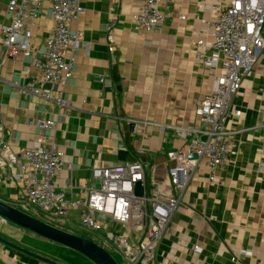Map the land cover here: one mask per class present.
I'll return each instance as SVG.
<instances>
[{
    "label": "crops",
    "instance_id": "obj_1",
    "mask_svg": "<svg viewBox=\"0 0 264 264\" xmlns=\"http://www.w3.org/2000/svg\"><path fill=\"white\" fill-rule=\"evenodd\" d=\"M8 2L0 0V27L8 22ZM141 3L81 0L85 12L74 28L84 34L83 47L63 93V107L34 93L30 83L41 80V73L29 60L6 59L0 43V125L5 138L17 154L38 141L55 147L66 163L55 182L68 200L84 199L87 186H99L91 179L94 168L137 159L152 167L148 176L161 182L165 196L172 195L168 154L184 145L174 129L200 126L195 111L212 90L213 78L196 60V42H211L215 4L160 0V9L170 15L148 34L136 30L132 21ZM50 8V1L43 0L33 29L40 51L54 26ZM44 91L58 97L50 85ZM231 108L239 113L227 123L236 155L217 170L214 182L206 165L192 176L153 264H264V49ZM42 120L55 126L39 130L35 123ZM15 173L20 170L10 166L0 172V200L9 205L24 202ZM77 218L74 213L62 225L85 235L70 228L72 223L80 226ZM49 243L8 223L0 227V264H58L39 251Z\"/></svg>",
    "mask_w": 264,
    "mask_h": 264
},
{
    "label": "built area",
    "instance_id": "obj_2",
    "mask_svg": "<svg viewBox=\"0 0 264 264\" xmlns=\"http://www.w3.org/2000/svg\"><path fill=\"white\" fill-rule=\"evenodd\" d=\"M49 1L54 26L44 40L43 51L33 42V29L43 0H9L8 22L0 27V43L6 59L29 60L41 73V80L30 83L34 93L63 107L66 102L62 96L73 77L76 56L84 40L83 32L74 26L85 11L81 0ZM159 1L142 0L132 19L136 30L150 34L163 26L170 14L160 9ZM209 1L217 10L211 25L212 40L210 43L197 40L195 57L211 71L213 87L195 111L200 126L174 129L184 145L168 154L172 163L169 170L172 195L165 196L161 182L148 176L150 166L137 159L109 168H94L91 179L99 186H87L84 199L68 200L55 182L66 166L63 155L43 141L17 154L0 125V172L6 166L20 170L13 178L22 184L27 207L62 220L76 213L80 225L88 231H104L107 241L128 264H153L157 245L199 167L206 165L214 182L217 170L236 155L227 123L230 117L239 116L232 111V100L264 49V0ZM112 40L110 36L109 41ZM105 80L100 77V82ZM45 85L54 87L58 97L46 93ZM35 126L46 130L55 123L42 120ZM138 184L143 189L141 195L136 192Z\"/></svg>",
    "mask_w": 264,
    "mask_h": 264
},
{
    "label": "water",
    "instance_id": "obj_3",
    "mask_svg": "<svg viewBox=\"0 0 264 264\" xmlns=\"http://www.w3.org/2000/svg\"><path fill=\"white\" fill-rule=\"evenodd\" d=\"M137 195H141L143 189L141 184H138L136 188ZM0 217L7 223L10 222L26 231H29L49 242L56 243L62 246H65L69 249L77 251L82 255L90 258L96 264H117L116 260L113 256L106 251L104 248L99 246L95 241L85 237L79 236L76 234H69L59 229H56L52 226L46 225L43 222H40L38 219L31 217L25 213H22L13 207L7 205L0 201ZM30 219L32 221L39 222L47 227V229L35 226L24 219ZM19 251L23 254H28L34 258H38L41 260L40 257H37L34 254L28 253L22 249Z\"/></svg>",
    "mask_w": 264,
    "mask_h": 264
},
{
    "label": "rangeland",
    "instance_id": "obj_4",
    "mask_svg": "<svg viewBox=\"0 0 264 264\" xmlns=\"http://www.w3.org/2000/svg\"><path fill=\"white\" fill-rule=\"evenodd\" d=\"M13 195L17 196L18 192L13 191ZM2 202L5 203L4 201H2ZM10 204L11 205H9V204H7V205L13 207L14 209H16L22 213H25L31 217L38 219L40 222H43L46 225L52 226L56 229H59L61 231L69 233V234H74V233L68 232L64 229V226L62 225V223L64 224L65 222L62 219L56 218L52 214L45 213V212L40 211V210L35 209V208H28L22 199L13 201ZM8 223L12 224L10 222H7L6 225H8ZM6 225L4 224V222L2 223L0 221V227L1 228L6 227ZM70 228L73 232H78L80 234L84 233L87 238L95 241L99 246H101L106 251H108L111 255H113L117 264H128L127 261L125 260V258L117 250H115L112 247V245L109 243V241H107L103 231H101L100 233L91 232V231H88L87 229H85L84 227H82L81 225L79 226V225L73 224V223L71 224ZM85 235H83V236H85ZM39 251H44V252L49 253L52 260H54L58 264H89L90 263L89 260H87L81 254L75 252L72 249H69L65 246H62V245H59L56 243H49V246L42 248Z\"/></svg>",
    "mask_w": 264,
    "mask_h": 264
},
{
    "label": "bare ground",
    "instance_id": "obj_5",
    "mask_svg": "<svg viewBox=\"0 0 264 264\" xmlns=\"http://www.w3.org/2000/svg\"><path fill=\"white\" fill-rule=\"evenodd\" d=\"M24 220L27 221V222H29V223H31V224H33V225H35V226H38V227H41V228L47 229L46 226H44L43 224H41V223H39V222L32 221V220H30V219H26V218H25Z\"/></svg>",
    "mask_w": 264,
    "mask_h": 264
},
{
    "label": "trees",
    "instance_id": "obj_6",
    "mask_svg": "<svg viewBox=\"0 0 264 264\" xmlns=\"http://www.w3.org/2000/svg\"><path fill=\"white\" fill-rule=\"evenodd\" d=\"M86 237V236H85Z\"/></svg>",
    "mask_w": 264,
    "mask_h": 264
}]
</instances>
